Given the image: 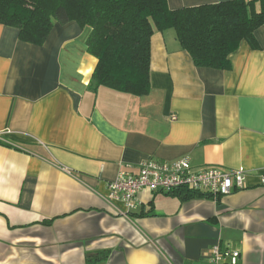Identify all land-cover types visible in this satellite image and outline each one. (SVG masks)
<instances>
[{
  "label": "crops",
  "instance_id": "crops-1",
  "mask_svg": "<svg viewBox=\"0 0 264 264\" xmlns=\"http://www.w3.org/2000/svg\"><path fill=\"white\" fill-rule=\"evenodd\" d=\"M89 32L54 22L37 45L0 24V264H87L103 251L94 264H208L214 244L264 264V23L229 69L194 65L174 28L154 31L140 96L88 90ZM184 156L240 169L244 186L217 200L142 189L130 209L109 198L120 170Z\"/></svg>",
  "mask_w": 264,
  "mask_h": 264
},
{
  "label": "trees",
  "instance_id": "trees-1",
  "mask_svg": "<svg viewBox=\"0 0 264 264\" xmlns=\"http://www.w3.org/2000/svg\"><path fill=\"white\" fill-rule=\"evenodd\" d=\"M256 1L260 2L258 10ZM71 20L90 28L86 49L96 58V65L88 90L104 86L140 96L150 88V37L154 31L174 28L194 65L229 69V55L242 40L257 46L254 30L264 23V0H224L175 9L167 0H0V24L17 28L19 39L25 42L42 44L54 22ZM170 193L183 199L213 198L189 189ZM106 255L103 251L98 256ZM98 256L87 264H94Z\"/></svg>",
  "mask_w": 264,
  "mask_h": 264
},
{
  "label": "built area",
  "instance_id": "built-area-1",
  "mask_svg": "<svg viewBox=\"0 0 264 264\" xmlns=\"http://www.w3.org/2000/svg\"><path fill=\"white\" fill-rule=\"evenodd\" d=\"M136 169H122L108 182L109 198L121 199L127 209L136 204L142 189L162 192L189 189L214 198L241 189L245 180V173L240 169L195 168L187 156L171 161L147 158ZM239 254L237 249L214 244L208 250V264H236Z\"/></svg>",
  "mask_w": 264,
  "mask_h": 264
}]
</instances>
